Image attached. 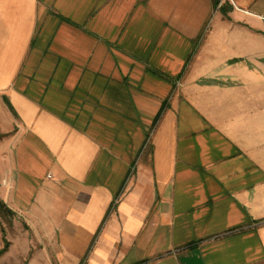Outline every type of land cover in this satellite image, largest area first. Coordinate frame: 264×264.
Masks as SVG:
<instances>
[{"label":"crops","instance_id":"crops-1","mask_svg":"<svg viewBox=\"0 0 264 264\" xmlns=\"http://www.w3.org/2000/svg\"><path fill=\"white\" fill-rule=\"evenodd\" d=\"M0 200L45 264H264V0H0Z\"/></svg>","mask_w":264,"mask_h":264},{"label":"rangeland","instance_id":"rangeland-1","mask_svg":"<svg viewBox=\"0 0 264 264\" xmlns=\"http://www.w3.org/2000/svg\"><path fill=\"white\" fill-rule=\"evenodd\" d=\"M5 241H8L9 245L0 255V264H29L37 256L40 259L37 264H45L44 257H39L38 252H33L38 250L37 245L32 246V251H29L31 243L36 240L29 237L24 222L16 214L5 215L0 212V249L5 245Z\"/></svg>","mask_w":264,"mask_h":264},{"label":"trees","instance_id":"trees-1","mask_svg":"<svg viewBox=\"0 0 264 264\" xmlns=\"http://www.w3.org/2000/svg\"><path fill=\"white\" fill-rule=\"evenodd\" d=\"M0 212H3L5 215H14L15 214L11 209H9L5 205V203L2 200H0ZM8 245H9L8 241H5V245L3 246L2 249H0V255L7 250Z\"/></svg>","mask_w":264,"mask_h":264}]
</instances>
